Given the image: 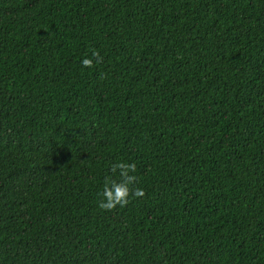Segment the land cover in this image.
Returning a JSON list of instances; mask_svg holds the SVG:
<instances>
[{
	"label": "trees",
	"instance_id": "1",
	"mask_svg": "<svg viewBox=\"0 0 264 264\" xmlns=\"http://www.w3.org/2000/svg\"><path fill=\"white\" fill-rule=\"evenodd\" d=\"M0 264H264V0H0Z\"/></svg>",
	"mask_w": 264,
	"mask_h": 264
},
{
	"label": "clouds",
	"instance_id": "2",
	"mask_svg": "<svg viewBox=\"0 0 264 264\" xmlns=\"http://www.w3.org/2000/svg\"><path fill=\"white\" fill-rule=\"evenodd\" d=\"M103 57L99 51L93 50L89 56L81 60V65L91 68L94 63H100ZM111 177H106L103 189L99 193L98 207L104 211H111L117 206L123 208L129 203V198H142L145 192L141 188H133L137 181L136 164L134 162L118 161L110 165ZM118 174V178H115Z\"/></svg>",
	"mask_w": 264,
	"mask_h": 264
}]
</instances>
